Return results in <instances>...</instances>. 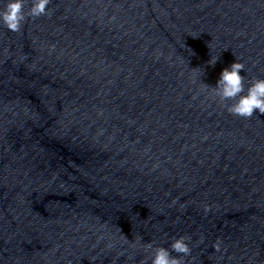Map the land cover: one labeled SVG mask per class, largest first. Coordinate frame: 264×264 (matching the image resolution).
Returning a JSON list of instances; mask_svg holds the SVG:
<instances>
[{
  "label": "water",
  "instance_id": "water-1",
  "mask_svg": "<svg viewBox=\"0 0 264 264\" xmlns=\"http://www.w3.org/2000/svg\"><path fill=\"white\" fill-rule=\"evenodd\" d=\"M46 12L0 24V264H151L180 237L183 264H264V114L190 69L264 78V0Z\"/></svg>",
  "mask_w": 264,
  "mask_h": 264
},
{
  "label": "clouds",
  "instance_id": "clouds-1",
  "mask_svg": "<svg viewBox=\"0 0 264 264\" xmlns=\"http://www.w3.org/2000/svg\"><path fill=\"white\" fill-rule=\"evenodd\" d=\"M26 3L27 0H4L3 6L0 7V24L10 31H18L28 17L36 18L47 14L46 6L49 0H31L27 9ZM208 48L210 58L206 63L214 67L220 55L212 54L209 43ZM190 69H192V79L199 80L205 86L204 90L210 91L211 97L224 106L230 114L241 118H250L257 110L260 114H264V78H252L246 86V76L241 75L245 65L237 58L222 69L214 86L202 80L204 70L201 71L200 67ZM228 101L232 103H226ZM147 247L152 248V245L149 244ZM173 252L177 255L173 256ZM189 253L190 247L186 239L180 237L172 241L170 249L155 248L151 264H183L182 257Z\"/></svg>",
  "mask_w": 264,
  "mask_h": 264
}]
</instances>
